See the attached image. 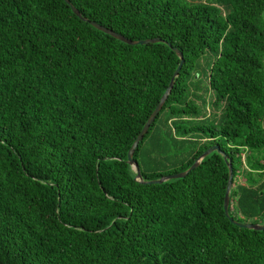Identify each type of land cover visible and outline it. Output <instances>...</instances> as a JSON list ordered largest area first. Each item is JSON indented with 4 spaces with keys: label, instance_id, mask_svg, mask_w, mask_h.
Listing matches in <instances>:
<instances>
[{
    "label": "trees",
    "instance_id": "obj_1",
    "mask_svg": "<svg viewBox=\"0 0 264 264\" xmlns=\"http://www.w3.org/2000/svg\"><path fill=\"white\" fill-rule=\"evenodd\" d=\"M0 0V264H264V0ZM168 43L170 45H168ZM209 97L199 100V59ZM211 107V111H209ZM204 112V113H203ZM212 119L192 124L194 119Z\"/></svg>",
    "mask_w": 264,
    "mask_h": 264
},
{
    "label": "water",
    "instance_id": "obj_2",
    "mask_svg": "<svg viewBox=\"0 0 264 264\" xmlns=\"http://www.w3.org/2000/svg\"><path fill=\"white\" fill-rule=\"evenodd\" d=\"M66 2V4H68L72 10V12L79 17L82 21L84 22H88L90 25H92L93 27L97 28L100 31L105 32L106 34H109L115 38H117L118 40H121L127 44H131V45H135V44H147V43H154V42H159L162 41V39L160 38H148V39H140V40H131L125 36H123L122 34H119L95 21L89 20L87 17L83 16L78 10L77 8H75V6L73 4L70 3L69 0H64ZM168 45H170L168 43ZM172 50L177 54V56L179 57V63L175 69V71L173 72V75L170 78V81L168 83V86L166 87L165 91L163 92V94L161 95L157 105L155 106L154 110L151 112V114L149 115V117L147 118L146 122L143 124L140 132L138 133V135L136 136L135 140L133 141V143L131 144L128 152H127V162L130 166H132V168L135 170L136 172V177L135 179L138 180L141 183H146V184H152V183H162L168 179H174V178H181L186 176L191 170H193L194 168H196L201 161L203 160L204 157H206L209 153H211L212 151H216L218 152L220 155L223 156L224 160H226L227 162V167H228V180H227V185H226V189H225V193H224V200H223V210H224V214L225 216L229 219V221L239 227H243V228H248V229H256V230H261L264 229V223H252V222H239L236 219H234L232 216H230L229 214V200H230V190L232 187V178H233V173H232V164H231V160L228 159V155L222 151L220 149V147L218 145H212L209 148H207L204 152H202L198 158L184 171L182 172H178V173H173V174H167L164 175L158 179H152V180H143L142 175L140 173V168L138 166V164L134 161L133 159V153L135 151V149L137 148L139 142L142 140L143 136L146 134V132L148 131L151 123L155 120V117L157 116V114L159 113V111L161 110L163 104L165 103L168 95L171 92V89L173 87L174 84V79L175 77L178 76L179 74V70L184 62V57L183 54L176 48V47H172Z\"/></svg>",
    "mask_w": 264,
    "mask_h": 264
},
{
    "label": "rangeland",
    "instance_id": "obj_3",
    "mask_svg": "<svg viewBox=\"0 0 264 264\" xmlns=\"http://www.w3.org/2000/svg\"><path fill=\"white\" fill-rule=\"evenodd\" d=\"M201 1H208V0H201ZM210 59H211L210 55L204 54L199 59L198 66L196 68V71L199 73V79L197 80V82H199V85H200L199 86L200 89L198 91L199 100H197L198 105L202 104V101H201L202 98L207 99L209 97L207 91L205 90V86H206L205 73L211 61ZM209 109H210L209 111L212 110L211 107H209ZM211 121L212 119L210 117H207L206 119H194L192 121V124H208Z\"/></svg>",
    "mask_w": 264,
    "mask_h": 264
}]
</instances>
